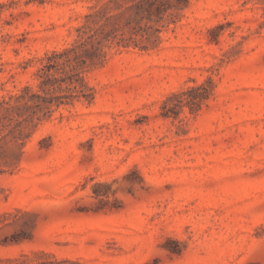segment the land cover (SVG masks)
<instances>
[{"label":"rangeland","instance_id":"1","mask_svg":"<svg viewBox=\"0 0 264 264\" xmlns=\"http://www.w3.org/2000/svg\"><path fill=\"white\" fill-rule=\"evenodd\" d=\"M103 2L0 0V99ZM169 13L86 73L90 104L0 128V264H264V0Z\"/></svg>","mask_w":264,"mask_h":264},{"label":"trees","instance_id":"2","mask_svg":"<svg viewBox=\"0 0 264 264\" xmlns=\"http://www.w3.org/2000/svg\"><path fill=\"white\" fill-rule=\"evenodd\" d=\"M102 1L85 16L86 23L76 28L72 42L44 55L34 74L35 88L27 85L0 99V128L35 126L60 108L80 101L90 104L94 94L86 73L101 65L112 48H154L162 30L174 23L175 16L169 11L187 6V0H169L172 5L167 6L162 0ZM193 92L196 97L185 103L189 108L198 107L208 96L202 86L186 93Z\"/></svg>","mask_w":264,"mask_h":264}]
</instances>
